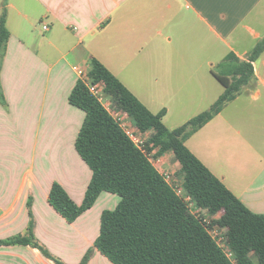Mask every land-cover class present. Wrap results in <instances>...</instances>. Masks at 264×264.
Masks as SVG:
<instances>
[{"label":"crops","instance_id":"0c3cea01","mask_svg":"<svg viewBox=\"0 0 264 264\" xmlns=\"http://www.w3.org/2000/svg\"><path fill=\"white\" fill-rule=\"evenodd\" d=\"M3 1L0 241L24 235L32 221L52 257L79 264L117 200L100 194L71 224L48 203L58 183L80 205L91 179L74 147L85 114L68 103L78 82L72 67L89 72L96 59L176 129L223 93L212 68L229 53L247 61L264 39V0H0V14ZM252 67L253 82L185 145L249 211L264 214V51ZM0 264L55 263L31 246L0 245ZM87 264L111 263L94 250Z\"/></svg>","mask_w":264,"mask_h":264},{"label":"trees","instance_id":"16d2710c","mask_svg":"<svg viewBox=\"0 0 264 264\" xmlns=\"http://www.w3.org/2000/svg\"><path fill=\"white\" fill-rule=\"evenodd\" d=\"M6 23L3 1L0 64L10 37ZM263 51L264 39L248 54L247 61H240L233 53L226 55L211 70L224 88L223 93L207 110L173 130L162 122L165 111L152 114L100 62L94 58L89 61V76L95 83L104 84L105 96L114 109L125 113L142 133L151 132L147 144L158 149L159 155L172 153L180 166L182 187L196 206L221 214L216 223L227 229V245L236 264H264V214L249 211L185 143L253 82L252 63ZM3 102L0 87V103ZM68 103L85 114L74 147L91 171V179L80 205L58 183H53L49 205L71 224L94 206L100 194L120 199L115 209L101 213L99 235L79 264H87L94 250L111 264H232L207 235L200 220L187 211L80 81L71 90ZM0 245L31 246L55 264H63L38 243L32 221L24 235L0 241Z\"/></svg>","mask_w":264,"mask_h":264},{"label":"built area","instance_id":"2783aa9c","mask_svg":"<svg viewBox=\"0 0 264 264\" xmlns=\"http://www.w3.org/2000/svg\"><path fill=\"white\" fill-rule=\"evenodd\" d=\"M47 30L46 26L42 27ZM73 71L80 81L88 90L89 94L102 105L109 113L112 119L118 124L121 131L129 139V141L138 149L152 167L163 178L164 182L172 189L174 194L183 202L187 211L203 224L204 230L216 246L222 251L224 256L232 263L236 264L233 255L227 245L226 232L227 229L216 223L220 219L221 214H211L205 209L196 206L192 198L187 195L182 187V178H178L176 172L163 168L164 161L162 155L158 154V149L151 144H147L150 135L142 133L134 125L131 124L129 117L120 111H116L112 102L105 96L104 84L102 82H94L89 76V72L85 69L73 66Z\"/></svg>","mask_w":264,"mask_h":264},{"label":"rangeland","instance_id":"374dc122","mask_svg":"<svg viewBox=\"0 0 264 264\" xmlns=\"http://www.w3.org/2000/svg\"><path fill=\"white\" fill-rule=\"evenodd\" d=\"M184 117H185V116H184ZM192 117H194V116H191V118H192ZM188 121H189V120H188ZM147 135L149 136L148 133H147ZM187 146L191 148V138H190V140L188 141ZM166 159H167V160H166V161H167V166H166V165H165V166L163 165V168H164V169H167V168L169 167L168 170H171V171L176 172L177 177H178V178H181L180 174L178 173V169L176 168V161H175V159L172 158V157H170L169 155L166 157ZM166 161H165V162H166ZM55 167L58 168L57 165H56ZM170 168H171V169H170ZM87 170H88V169H87ZM108 196H109V195H108ZM113 196H115L114 198H116V200H117V204H115L114 208H112L111 210L115 209L116 206L118 205L119 201H120V199H119V197H118L117 195H113Z\"/></svg>","mask_w":264,"mask_h":264}]
</instances>
